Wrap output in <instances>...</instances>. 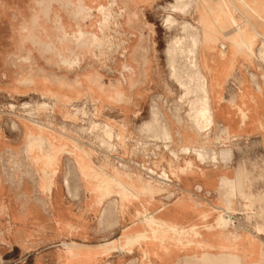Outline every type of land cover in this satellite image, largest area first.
<instances>
[{
	"label": "rangeland",
	"instance_id": "obj_1",
	"mask_svg": "<svg viewBox=\"0 0 264 264\" xmlns=\"http://www.w3.org/2000/svg\"><path fill=\"white\" fill-rule=\"evenodd\" d=\"M172 2V0H0V48H28L23 59L24 62H27V64L24 65V68L16 69V72H19V74H21V71L24 73L27 72L24 82L25 84H29V86L27 87L25 85V88L29 89L31 92L35 91L40 93L41 91L33 89L31 80L34 78L48 79L51 82L50 90L58 93L59 95V102L54 105L51 111H37L35 121L52 136L57 138L62 136L63 139L71 140L73 143L76 141L81 145H88V149H91L97 154L95 158L104 159L99 172L103 171L107 175L113 176L117 174L114 169H120L122 166V169L132 177L133 172L136 170L144 175L142 171H145V169L142 168H145V166L144 164L140 165L141 160L133 161L134 163L132 165L123 164L124 162L122 163L120 158H130L131 156L128 155V153L134 144L131 142L127 143L125 149H121L119 154L115 156L117 152L116 143L112 142V144L115 145L116 150L111 151L108 148V144L104 143L101 131L91 132L89 129L90 119L92 121L95 120L101 125H108L107 123H104V119L108 121L107 119L109 118L111 120H115L116 122H120L122 119L121 112L126 110L136 112L137 116L131 120V124L127 127V134L131 136L133 140L137 141V149L134 148L133 152L135 154L141 153L144 158L159 157L162 159L163 157L170 156L175 160L184 158L185 162L192 163L191 158L195 157L192 155L185 156L184 149L186 146L198 147L201 145L200 141L192 139V136H194V132L192 131H195V127H193L189 120L185 117V113L187 112L186 105L181 107L179 113L176 112L178 106L177 101L181 91L169 77L170 71L167 64L166 48L169 40L177 35L178 31L177 29H172L170 31L166 30L163 24V18L168 14L164 8H166L167 4ZM102 6L109 9L113 16L111 24L107 29H104L103 33L100 31L102 25L100 7ZM199 14L201 15V12ZM174 17L179 21L182 20V18L177 15H174ZM35 19L42 21V29L40 30L41 36L38 35L36 30L37 27H35ZM125 19H128L131 22L124 25L123 22ZM80 32L84 33L82 37L79 35ZM94 36L98 39H94ZM188 38L185 37L181 42L182 45L180 44V49H182V52L186 50L184 52L186 54L181 53L177 57L178 59L176 58L177 61L175 60L176 65L174 64V66L178 72V80L180 82H188V76L192 71H196L197 68L201 69L205 78L208 80V98H210L208 99L210 102L208 103V107L210 108L209 111L211 113H209L212 115L210 116L213 119V124L211 127H207L205 129V132H211L207 136L209 142H205L203 146L207 149L211 148V151L216 152H218L217 150L219 149L215 148L220 145L228 147L232 146L236 151L235 146L229 143L227 136L224 134V132L228 131L231 135L237 136L236 141H238L242 147L244 146V142L247 141V155L254 153L261 147V145H264V127L263 125H257L254 122L256 118L259 120V123L263 122L264 105L261 102H257L256 105L258 106V109L256 117H253L254 111H252L249 114V119H247L245 123H241L237 106L233 104V101L238 92L239 82L250 85L253 81L257 84L259 83V85L261 82V84L264 85V65L255 63V66L259 65L262 70L250 67V71L258 75L257 79L254 78L252 74L248 73L247 75L244 69L245 66H248V63L245 59L240 58V63L242 65L239 64L237 66L238 68H235L236 66L234 67L232 76L227 77L221 90H214V82L216 80L214 65H223L220 61V55H218V52L224 44H221L218 47L219 50L215 51L216 48H214V39H203L208 45L205 48H203V45L199 49L197 48L199 54L196 58L197 60H195L193 53H190L191 50H194L192 47V38L190 37L191 40ZM261 39L264 41V36L260 37L259 41L261 42L258 43V48L261 46V48L264 49V42H262ZM187 43L188 45H186ZM184 45L188 47L185 48ZM208 46L210 48H208ZM263 49L261 50L263 51ZM180 56L182 59H180ZM18 60H21V57L18 58ZM194 61H196L197 64L194 63ZM194 64H196V69L193 67ZM16 82L18 81L16 80ZM19 87L20 84L15 85L14 91H17ZM262 92L264 97V89ZM101 93H104L105 97L100 98L98 95ZM40 96L45 98L41 95V93ZM88 96L93 99L94 103L88 99ZM217 99H219V101ZM41 102L43 101L36 100L25 102L24 104L29 103L33 106ZM221 102H226L224 105L226 108L231 107L236 109L239 119L238 127L244 128L247 126H257L258 129L263 132L261 137L249 138L233 133L228 121V112H226L228 114L227 117H222V119L227 120V124H218L215 120V107H217V105ZM83 103H85L86 109L90 114L94 113L93 105H95L96 116L94 118L91 116H74V111L71 105L80 106ZM11 105L15 106L16 109L14 111H10L8 105L0 107V117L2 115L9 116L11 118L10 121L15 120L17 122V130H19L20 127L22 128V139L25 142V148L21 150V152L14 153L15 163L17 162V159L24 158L25 160H30L31 162L38 164L41 170L40 175L26 176L29 178L26 183L32 185L33 193L36 194L31 197V200L36 203H30L29 194L21 190V188H24L26 184L22 179H15L12 181L15 194L14 208L17 212L23 214L26 212L27 206L35 205V207L38 208L39 206V208H41V212L45 214L49 221L61 222L63 224L71 221L76 222L78 224V229L75 230L77 233L74 235L75 239L73 241L76 240L77 243H63V247L60 245L61 243H59V245L53 244L47 251L43 252L42 250H39L38 252L44 256L45 253L48 255L59 251L57 253V257L65 256L64 258L66 262L73 261L72 264H84V262H78L82 261L83 258L77 259L68 257L66 254V248L71 247L73 248L74 253H77L81 250L82 252H85L84 249L90 247L86 244H79L85 243L87 240L84 233L85 222L87 220H91L95 222V225H98L99 220V225L101 226L103 219L100 215L102 214V210L100 213L99 208H95L92 211L91 206L89 205L92 203V200L89 195L84 191L79 193L81 189L79 176L77 181H70L69 174L68 176H64L69 184H67V186H70L69 188L71 191L69 188L68 190H65L64 179L63 182L59 180L53 182V178L46 175L44 180H40L43 177L42 172L46 166L45 156L50 150V144L43 136L42 142L37 141V143H39L40 153L38 154V157H33L29 153L27 142L29 136L33 135L37 138V134L40 132L37 133V127H33L34 131H36L34 133L37 134L29 131L27 132L23 127L25 126L23 123H25L24 120L26 119L24 113L20 111V107L16 104ZM226 108L222 107V115L226 114L224 113ZM2 109L7 110L3 111ZM57 114L60 117H58ZM235 117L236 116L234 115V118ZM149 120H155L157 124L160 125V129H162L161 132L164 129L168 130V132L170 130V139L165 140L161 137V135H159L160 133L151 134L152 132L149 133L146 129L143 130L145 123ZM180 122L181 124H179ZM27 123L29 124V122ZM167 127L169 128L167 129ZM178 133L179 135H177ZM149 143L153 145L149 146ZM168 144L169 147L167 146ZM56 146L58 150L65 149L66 147L63 142L60 141L56 143ZM78 147L84 149L83 147ZM170 149H173V151ZM226 149L230 150L231 148ZM235 151H233V155H236ZM169 152L171 154H169ZM173 154L175 155L172 156ZM66 156L71 158V155L67 154ZM142 156L138 155L136 157H140L141 159L143 158ZM175 156L177 158H175ZM261 156L263 157V163L260 165L254 164L252 166V170H248V177L250 182L254 179H258L257 181H263V191L260 194L261 196H264V149ZM72 157L74 158L78 169L83 174L84 185L89 191V194L93 199V203L95 205H99L104 199L109 198L104 197L99 188V182L96 179V174L93 173L98 171H94L91 165V169H87L85 166L82 167L79 159L74 156ZM59 160L57 163H59ZM99 161L100 159H94V162ZM57 165L58 164H56V166ZM205 165H211L214 167V165L210 163H205ZM56 166L54 167L53 165L51 169H53V167L54 169H50L53 177L56 173ZM153 166L151 165L148 170H152L151 172L156 170L153 174L157 176L159 175V177L151 178L154 181H158L160 180L159 178H161V175L163 178V172L165 171L160 172L158 171L160 169L158 166L155 168H153ZM18 169H21V167L19 165H15V178L20 176L17 173L19 171ZM145 179L147 178L145 177ZM50 181L53 183L50 190L41 189L38 185V182L41 184H48ZM87 182L90 183V186ZM253 183L255 182L253 181L252 184ZM150 184L152 186H156L155 182H150ZM175 185L176 183H170L168 187L176 188L177 186ZM220 189L223 191V194H225L221 201V204L224 206L225 202H227L228 199H231L230 191L227 186L222 184L221 181ZM196 190L200 191V189H197V186ZM113 195L115 197L110 199L103 207V210L105 207L106 210H104V215H102V217H108L106 218V222L109 221L111 225H117V218L120 213V200L118 202L117 199L119 198L115 194ZM70 199L77 200L78 206L76 208L71 209L69 207ZM158 199H160L161 203H165L166 201L165 197ZM116 202H118V205L115 204ZM87 203L88 206L85 207ZM108 203L110 206L115 204L116 207L114 205V208H110ZM240 203L239 197L234 195L233 206ZM120 208L121 210L128 209V207L124 208L122 206H120ZM1 210L4 211L3 206L1 207ZM105 212H107V214H105ZM232 212L233 207L230 214H232ZM247 212L248 210L243 212V215L245 217L244 220L246 226L250 227ZM39 216L41 217L40 214L38 215L37 213H33L34 220L41 219ZM207 216L208 214L203 215V218H206ZM225 216L226 215L220 214L215 223L212 225L198 224L189 228H180V230L188 232L192 229L194 231L198 230L204 234L214 232L219 229L217 227V223L220 220L222 221L226 219ZM23 219L27 220V217H23ZM19 220V218L14 219L16 227L14 228L13 233L16 235V238L18 237L20 239L21 226L19 224ZM121 224L122 227H126L127 225V223L124 222ZM235 224L228 223V227L235 229ZM260 225L263 226V223L260 222ZM48 231L58 233L59 231L65 230L56 228ZM8 232H10V230ZM254 232L255 235L250 237L249 242L254 241L259 244V248L260 246L262 247L260 248V256L262 258L264 256V241L257 235L264 236V231L257 232L254 230ZM231 235L232 246L225 247L224 244H222L220 246V252L217 254L204 252L200 258L184 259L178 261L176 264H196V262L197 264H242L236 244L241 237L237 233H231ZM237 235L239 237L238 240H236ZM186 239L187 238L183 239L182 248L177 243L180 238L170 233L166 236L164 243H161L160 241L156 244H158L157 247L162 254H167L170 251V246H167L166 242L174 241V248L177 250H184L185 248H190L185 243ZM111 241H107L105 244H100L95 247L99 248L104 246L105 249L103 252L105 254H109L113 251L123 252L124 254H132L134 248L138 247L140 249V260L136 264H150V257L152 255L150 246L152 244L147 247L141 243L140 245H135L130 249L109 250L108 243ZM0 242L4 244L3 239H0ZM5 253L6 250L0 245V264H5L6 262L4 259ZM35 253L37 252H34V254ZM153 254L158 255L157 252H154ZM18 256L19 254H14V260L12 262L8 261L10 262L9 264H24L21 259H18ZM128 263L133 264L131 261H128L125 264ZM27 264H33V262L29 261ZM43 264L52 263L47 261V259H44ZM253 264H263L262 259L254 262Z\"/></svg>",
	"mask_w": 264,
	"mask_h": 264
},
{
	"label": "crops",
	"instance_id": "obj_2",
	"mask_svg": "<svg viewBox=\"0 0 264 264\" xmlns=\"http://www.w3.org/2000/svg\"><path fill=\"white\" fill-rule=\"evenodd\" d=\"M231 6L233 7V10L230 14L224 16L222 20L223 22L213 23L214 25L209 27V32L208 29L204 27L205 31H203V39L213 38L214 48H216L215 51L218 50V47L221 44H225V51L228 53L230 63L234 64V66H236L235 68H238L237 66L240 64V56L245 55L249 61H252V53L246 50V48H242L243 45L241 42L245 36H242L232 24H238V27L241 25L238 18V14H240L242 19L246 22L248 30L257 35L256 40L253 42L247 39L252 52H254L261 37L257 31L264 36V0H241V2L237 4L234 2L231 3ZM205 32H207L208 35ZM202 45L203 48H205L208 44L203 40ZM208 48L210 47L208 46ZM27 49L28 48H0V107L8 104H16L20 107V105L22 106V104L29 101H48L47 98H42L39 92H31L29 89L25 88V85L27 87L29 86V84H25L24 82L27 72L24 73L21 71V74L16 72V69L24 68V65L27 64V62H24L23 60ZM20 57L21 60H18ZM16 80L18 82H16ZM17 84H20V87L17 91H14V86ZM225 103L226 102H221L215 107V120L218 124H227V120L222 119V117H227L228 114L226 112H228V121L233 133L249 138L261 137L263 132L258 129L257 126H247L244 128L238 127L239 119L236 109L231 107L226 108L224 106ZM256 104L257 103L253 104V117H256L258 109ZM222 107L226 108L224 113L227 115H222ZM2 110L5 111L7 109ZM121 114L122 119L120 122H116L109 118L107 119L108 121L104 119V123H107L112 128V133L120 135V140H113L117 145L115 156L119 154L121 149H125L127 143L131 142L134 144L128 153L131 157L120 158V161L122 163L124 162L123 164L132 165L134 163L133 161L141 160L140 165L144 164L147 167L154 165L153 168L158 166L160 168L158 171H165L171 180V184L176 183L175 186L177 187L171 188L168 187L169 185L165 187L152 186L151 195L148 197L149 205L141 206L140 202L136 200L132 204H129L128 209L121 210L119 203L120 213L118 214L117 225H111L109 221L106 222V218L108 217L103 218L101 226L99 225V220L98 225H95L94 221L87 220L84 229L87 240L85 243L79 244H86L90 247L84 249V261L82 260L78 262H84V264H125L126 262L131 261L133 264H136L140 260V249L138 247L134 248L132 254H124L123 252L115 251L105 254L103 252L105 249L104 246L99 248L95 246L105 244V242L111 240H116L123 244L127 236H133L136 233L143 231V226L139 227L134 223L137 218H133L137 211H144L143 208H145V211L150 214L153 219H156L162 224L173 225L177 229L189 228L198 224H214L220 214L227 215L228 213L221 204L222 197L225 195L220 189L221 181L224 186L228 187L230 196H238L241 202L240 204L233 206V212L232 214H229V217H232L236 226L239 228L236 233L240 235L241 238L238 240L239 237L237 235L236 240L238 241L236 244L240 254L241 263L253 264L262 259L264 264V256L262 258L260 256V248L262 247L260 246L259 248L258 243L252 244L254 241L249 242L250 237L255 235L254 230L256 228L253 225L257 222L258 229L260 232H263L264 222L260 219H253L252 222H248L250 227L254 229L253 230L246 226L244 220L245 217L243 215V212L247 211L245 210L246 205L244 204L251 201L253 196H261L260 193L263 191V181H257L258 179H254L253 181L255 183L252 184L253 181L250 182L248 177V170L251 171L254 164L260 165L263 163L261 153L264 149V145H261L260 148L249 155H247V141L244 142L241 152L235 151L232 146L228 147L220 145L215 149L222 151L226 148H231L232 156L229 160L225 161L219 157L214 163V167L200 163L197 158H191L193 164L191 162H185L184 158L175 160L170 156L163 157L162 159L159 157L144 158L141 153L135 154L133 152L134 148L137 149V141L133 140V138L127 134V127L131 124V120L137 116L136 112L126 110L121 112ZM234 115L236 116L235 118ZM58 117L60 116L58 115ZM10 119L11 118L6 115L0 117V239L4 240V244L0 242V245L6 250V253L4 254V259L6 260L5 264H9L14 260V254H19L18 259H21L24 264H27L29 261L33 262V264H43L44 259H47V261H50L52 264H72L73 261L66 262L64 258L65 256L57 257L59 251L48 255L45 253L44 256L38 251H47L53 244L59 245V243H61L60 245L63 247V243H77L76 240L73 241L75 239L74 235L77 233L75 230L78 229V224L76 222L71 221L63 224L61 222L49 221L45 214L41 212V208H39V206L37 208L35 205L27 206L26 212L23 214L17 212L14 208L15 194L12 181L15 179H22L26 183L29 179L26 177L27 175H40L41 170L38 164H35L30 160H25L24 158L17 159V162L15 163L14 153L21 152V150L25 148V142L22 139V128L20 127L17 131L13 130L10 125ZM138 134L141 137L139 132ZM74 143L85 149L89 155L91 167L94 171L99 172L104 159L95 158L97 154L91 149H88V145L84 146L76 141H74ZM152 145L153 144L149 143V146ZM68 147L70 148L71 144H69ZM68 147H65V150H67ZM219 150L217 151L220 152ZM233 151H235L236 155H233ZM62 155L58 158V160L60 159L59 163L56 162L58 165L56 166V164H54V167L56 166L55 176L53 177L50 172L54 167L53 169L48 170L45 166L42 172L43 177L40 180H44L45 176L48 175L53 178V182L56 180L63 182L64 176L69 174L70 181H77L79 176L81 185L79 193L84 191L88 194L92 200V203L89 204L92 211L95 208H99L100 213L105 204L115 196L112 195L111 197L104 199L99 205H95L89 191L84 185L83 174L78 169L74 158L72 156L71 158H68L66 156L67 154ZM138 155H141L143 158L140 159V157H136ZM94 159H100V161L94 162ZM15 165L21 167V169H18L19 171L17 173L20 176H17V178L14 176ZM138 177L143 181H146L144 175L136 170L131 177L133 181L131 183L134 186V193L137 194L139 198H142L145 196V192L140 189L136 182V179H139ZM196 186L200 191L196 190ZM21 190L29 194L30 203H36L31 200V197L36 195L33 193L32 185L26 183ZM162 197L166 198L165 203H161L160 199H158ZM74 200L70 199L69 201V207L71 209L78 206L77 200ZM117 200L119 202V199ZM2 206L4 207V211L1 210ZM87 206L88 203L85 207ZM252 206L256 212H259L264 206V200H259L258 202L253 203ZM33 213L40 214L41 217H39L41 219L34 220ZM206 214H208V216L203 218V215ZM23 217H27V220L23 219ZM15 218L20 219V239L18 237L16 238V235L13 233V230L16 227L14 221ZM122 222L127 223L126 227H122ZM260 222L263 223V226L260 225ZM56 228L65 231H59L58 233L48 231ZM9 230L10 232H8ZM220 235L219 231L202 234L198 238H194V243L211 246L212 249L206 248L204 251L217 254L220 252V246L223 244ZM257 236L264 241V236ZM166 245L170 246V251L167 254H162L156 243L150 246V251L152 252L150 264H176L180 260L200 258L202 255L196 247L177 250L173 247L175 246L174 241L166 242ZM34 252L37 253L34 254ZM154 252H157L158 255L153 254Z\"/></svg>",
	"mask_w": 264,
	"mask_h": 264
},
{
	"label": "bare ground",
	"instance_id": "obj_3",
	"mask_svg": "<svg viewBox=\"0 0 264 264\" xmlns=\"http://www.w3.org/2000/svg\"><path fill=\"white\" fill-rule=\"evenodd\" d=\"M172 1H173L172 3L167 4L166 8H164V10H166L168 12V14L163 18V24H164V27L166 28V30L170 31L172 29H177V31H178V34L169 40L167 48H166L167 64H168V68L170 71L169 77L178 86V88L181 91V93L178 97V101H177L178 106H177L176 112L179 113L181 110V107L183 105H186L187 112L185 113V117L189 120L191 125L193 127H195V129H194L195 131H192V132H194V136H192V139L200 141V143H201V145L198 147L186 146L184 149L185 152H184V150H183V152H184L185 156H188V155L194 156L202 164L203 163L204 164L210 163V164L214 165V163L216 162V160L219 157L225 161V160H229L231 158L232 154H231V150H229V149L228 150L224 149L222 151L219 150L220 152H216V151H211L212 150L211 148L207 149L203 146V144L205 142H209L208 141L209 139L207 138V136L211 132L210 130H209L210 132H207V131L205 132V129L207 127H211L213 124V119L211 117L212 115L210 114L211 112L209 111L210 108L208 107L209 106L208 103H210L208 101V99H210V98H208L209 97L208 80L205 78L201 69H198L196 67L197 63H196V61H194V63H196V64H194L193 67L195 69L197 68L196 71L193 72L191 70L192 72L188 76V82H180L178 80V72H177L174 64L177 61L176 58L181 53H184L186 51V50H184V52H182V49H180V44L182 45L181 42L185 37L186 38L189 37L188 39H190V37L192 38V44H193L192 47L194 48V50L193 51L191 50L192 52L190 51V53H193V55L195 56L194 59L197 60L196 58L199 54L198 49L200 47H202V43H203V37H204L203 31H205L204 27L206 29H208V32H209V27L210 26L212 27V25H214L213 23L223 22L222 20H223L224 16L230 14L231 11L233 10L231 3L234 2L237 4V3L241 2V0H172ZM100 12H101V16H102V21H101L102 25H101L100 31H101V33H103L104 29H107L109 27V25L111 24V20L113 19V16H112V13L110 12V10L105 8L104 6L100 7ZM200 12H201V15L199 14ZM174 15L181 17L182 20L179 21L178 19H176L174 17ZM238 18L241 22V25L239 27L237 26L238 24L237 25L232 24V25L235 27V29L242 36H245V38L241 42V44L243 45L242 48H246V50H248L252 53V61H249L247 59V57H245V55L240 56V58L245 59L248 63V66H245V69L243 67V69L246 71L247 75H248V73L252 74V76L254 78L258 79V75L256 73L250 71V67L256 68L257 70L261 69V67H259V65L255 66V63H260V64L264 65V49L261 48V46H260V48H258L259 46H257V48H255V51L252 52L251 46H250L249 42H247V39L249 41L253 42L254 40H256L257 35L254 34L253 32H251L250 30H248V26H247L246 22L240 16V14H238ZM41 22L42 21H40L39 19H35V27H37L36 30H37L39 36H41V31H40L42 29L41 28V24H42ZM130 22H131L130 20L125 19L123 24L127 25ZM205 33L208 35L207 32H205ZM257 33L259 35L263 36L258 31H257ZM79 35L82 37L84 35V33L80 32ZM94 39L97 40L98 38L96 36H94ZM261 40H262V42H264L263 39H261ZM259 42H261V41H258V43ZM183 44H185V43H183ZM263 44H262V46H263ZM186 45H188V43ZM184 46H183V48H184ZM186 47H188V46H185V48ZM261 49H263V51ZM225 50H226V45L224 44L223 46H221V49L218 52V55H220V61L222 62L223 65H218V64L214 65V70H215V75H216V80L214 82V90H216V89L221 90L222 89L225 80L227 79V77L232 76L233 70L235 67L234 64L230 63L228 53H226ZM244 52H245V50H244ZM184 54H186V53H184ZM188 56H191V55H188ZM188 58H190V57H188ZM180 59H182V57ZM183 61H184V59H183ZM179 65H180V63H179ZM184 71H185V69H184ZM31 84L33 85V89L37 90V91L38 90L41 91L40 92L41 95L43 97L47 98L48 101H43V102H41L39 104H35L33 106L29 103L28 104H22V106L20 105V111H22L24 113V116L26 117V119L24 120L25 123H23V125H25V126H23L24 129L27 132L29 131L31 133H34L36 131H34L33 127H37L38 128L37 133L40 132L38 134L34 133V134L38 135L37 138L34 137L33 135L29 136V139L27 142L29 153L33 157H38V154L40 153L39 152L40 148H39V143H37V141L42 142L43 136H44L50 144V150H49L48 154L45 156L46 157L45 158L46 169L50 170L52 168V166L54 164H56L59 156H61L62 154H68V155H71V156L78 158L82 167L85 166V167H87V169H89V168L91 169L90 163L88 160V153L84 149L79 148L71 140L63 139L62 136L60 137L61 138L60 139V138H57L55 136L50 135L49 133L46 132V130H44L42 128V126L37 124V122L35 121L37 111L38 110L51 111L53 109L54 105H56V103L59 102V95H58V93L52 92L50 90L51 82L48 79H41V78L35 79L34 78L31 80ZM263 89H264V85H262L261 82H260V85H259V83L257 84L253 81L250 83V85H246L242 82H239L238 92H237V95L233 101V104L235 106H237V109H238V112L240 115L241 123H245V121L247 119H249V114L252 111H254V109H253L254 103L261 102L264 105V97L262 95ZM98 96L100 98L101 97L103 98V97H105V94L101 93ZM218 98H219V96H218ZM88 99L91 102H93V99L91 97L88 96ZM217 100L219 101V99H217ZM71 106H72V109L74 111V116H82V117L91 116L92 118H94L96 116L95 105H93L94 106V109H93L94 113L93 114H90L88 112V110L86 109L85 103H83L80 106H75V105H71ZM8 108L10 111H14L16 109L15 106L11 105V104H8ZM160 113H161V111H160ZM27 122H29V124ZM254 122L257 125L261 124L264 127V120L262 123H259V120H257V119ZM159 123H161V122H159ZM179 124H181V122ZM10 125H11L13 130L18 129V125H17V122L15 120H11ZM159 126L160 125H158L155 120H149L147 123H145L143 130L146 129L147 131H149V133L152 132L151 134H153V133L159 134L160 133L159 135H161V137L164 138L165 140L170 139V134H169L170 130L168 132V130L164 129L161 132L162 129H160L161 127H159ZM162 128H163V126H162ZM168 128L169 127H167V129ZM89 129L91 130V132L101 131V133L103 134L104 143L108 144V146H109L108 148L111 151L116 150V147L114 144H112V142H113V140H115V141L120 140V135L112 133V128L110 127V125H101L100 123H97L95 120L92 121L90 119L89 120ZM144 134H147V133H144ZM224 134L227 136L229 143H231L235 146L236 151L241 152L242 151V145L238 141H236L237 136L231 135L228 131L224 132ZM177 135H179V133ZM146 137H147V135H146ZM171 139H172V137H171ZM58 141L63 142L64 146H66V147H68L69 144H71V147L70 148L68 147L67 150H65V149L58 150L57 146H56V143H58ZM158 142H161V141H158ZM158 144H160V143H158ZM155 145H157V144H155ZM167 146L169 147V144ZM170 150L173 151V149H170ZM169 154H171V153L169 152ZM174 155L175 154H173L172 156H174ZM176 156H175V158L178 157V156L177 157ZM144 166H145V168H142V169H145V171L143 170L142 172L144 173L145 177L147 178L146 181H143L141 178L136 179L137 180L136 182L139 185L140 189H142V191L145 192V196L142 198H139L138 195L134 193V191H133L134 186L131 183V182H133L131 175L128 174L125 170H123L122 166L120 169H116V168L114 169V171H116L117 174L113 175V176L107 175L103 171L93 172V173L96 174V179L99 182V188H100L104 197H110L111 195L115 194L120 200V206H122L124 208L129 207V204H132L136 200H138L140 202L141 206H144V205H149L148 197L151 195V191H152V189H151L152 185L150 184V182H155V185L158 187H165L171 183L169 176L165 172H163V178L161 175V178H159L160 180L154 181L152 178H158L159 175L157 176V175L153 174V172H155V171L151 172L152 170L151 171L148 170V169H150V167H147L146 165H144ZM87 183L90 186V183L89 182H87ZM52 184H53L52 181H50L48 184H41L40 182H38L39 187L41 189H45V190H50ZM67 184H68L67 179L65 177L64 178V185L66 188L65 190H68V188L70 187V186L68 187ZM225 185H227V184H225ZM70 191H71V189H70ZM137 191H139V190H137ZM233 197H234V195L230 196L231 199H228V201L225 202L224 208L228 212V214L225 216L226 219H224L222 221L220 220L217 223V227L219 229L215 230V231L220 232V234H221L220 238H221L225 247L232 246V244H231V240H232L231 233L232 234L236 233L237 229H239L237 226L235 227V229L228 227L229 226L228 223L235 224V221L232 220V217H229V214L231 213V209L233 207ZM259 200H264V196H259V197L253 196V198H251V201L244 204V205H246L245 210H248V212H247L248 222H252L253 219H260L264 222V206L261 208V211H259V212H256L252 206L253 203L258 202ZM115 204L118 205V202H116ZM114 205L110 206V204H109L108 206H110V208L111 207L114 208ZM116 205H115V207H116ZM104 210H106V207ZM104 210L102 209V214L100 215V217L102 219L104 217V216L102 217V215H104V213H103ZM143 210L144 211H137L133 216V218H137V220L134 223L136 224V226H139V227L143 226V228H144L143 231L138 232L133 236H127L125 238V241L123 244L119 243L116 240L110 242L108 244L109 250L130 249L135 245H140L141 243H143L147 247L150 244L158 243L160 241H161V243H164L166 236H168L170 233L174 234L180 238V240H178L177 243L181 247L183 246V243H182L183 239L187 238L185 241L187 246L188 247H196L197 250H199V252L201 254H203L205 252L204 250L206 248H212V247L204 245V244H195L194 243L195 242L194 238H198L200 235H202L204 233H201L198 230L194 231L192 229H191V231L186 232L184 230L177 229L173 225L162 224L159 221H157L156 219H153L152 216L145 211V208H143ZM113 211H114V209H113ZM115 211H116V208H115ZM110 213H111V210H110ZM105 214H107V212H105ZM112 215H113V212H112ZM253 226L256 228L255 230L257 232H260V230L258 229L259 227H257V222ZM210 233H212V232H210ZM207 234H209V233H207ZM186 235H188V236H186ZM252 244H256V242H253ZM66 254L68 257L77 258V259L83 258V256H84V252H82V250L77 252V253H74L73 248H71V247L66 248ZM196 264H197V262H196Z\"/></svg>",
	"mask_w": 264,
	"mask_h": 264
}]
</instances>
